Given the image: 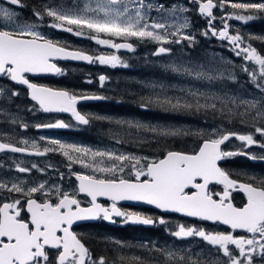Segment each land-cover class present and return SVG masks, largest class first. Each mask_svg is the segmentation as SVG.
Instances as JSON below:
<instances>
[{"label":"snow or ice","instance_id":"6c2138e0","mask_svg":"<svg viewBox=\"0 0 264 264\" xmlns=\"http://www.w3.org/2000/svg\"><path fill=\"white\" fill-rule=\"evenodd\" d=\"M3 3L19 8L26 7L23 0H3ZM191 3L198 5L199 14L207 16L210 25L216 19L213 10L229 4L233 9L250 13L242 15L237 12L229 18L247 21L254 18L253 13H264V2L191 0ZM153 7V4L145 3V0H71L68 6H56L50 0L38 8L34 7L32 14L40 23L44 22L45 17L51 18L52 23L49 26L52 28L76 36L87 34L88 38L94 39L97 44L116 50H132L133 45L128 42L131 38L152 40L161 45L181 44L184 41L191 45L195 41L191 33L183 31L189 27L186 18L178 26L169 25L149 17L148 12ZM156 9L164 11L165 5L161 3ZM170 10L173 13L187 11L186 8H178L176 5ZM18 16L19 14L10 7L0 6V19L5 22L0 25V79L7 78L11 82L27 86L31 100L45 113L71 112L79 124L88 125L91 118L77 111L78 101L105 97L77 96L65 90L37 85L29 80L28 74H63L62 69L54 62L59 59L98 62L102 65L110 64L112 67L118 64L124 67L127 65L115 54L93 56L83 50H68L66 44L49 39L38 31L39 23L20 22ZM211 34L229 40L237 49V56L243 55L246 61L255 62L258 70L248 66H244L243 70L254 82L260 93L259 98L254 96L250 99H237L227 95L221 97L189 90L185 93L187 98L166 95H157L155 99L151 96L143 97L141 107L147 109L155 104L166 111H219L221 114L239 116L242 124L251 121L254 132L225 133L216 128L210 133L198 132L195 135L201 137V143L197 151H167L164 157L159 159L93 151L86 147L66 145L59 140H51L41 151L39 144L32 141L31 148L35 150L32 154L40 156L60 150L71 163L79 162L84 168L101 175L75 174L79 181L78 192L71 193L60 186H49L46 181L33 183L31 186L16 181H0V264H131V261L144 264L138 257L129 260L120 256L118 261H110L104 255L96 257L71 230L77 221H111L114 216L123 218L126 223L140 225L167 223L164 217L154 218L137 212L122 211L117 206L120 201L143 202L164 212L180 213L201 221L220 223L231 229L228 232H211L196 226L178 224L176 229L171 231L172 236L179 239L201 238L225 259L220 261L217 257L202 261L199 258L193 259L188 254L178 255L173 251L155 249L164 256L163 264H255L257 256L264 259V179L247 174L243 180L233 178L232 173L219 165L220 161L238 154L247 155L250 159L264 160V154L257 156L247 151L253 146L264 150V56L257 54L255 49L240 47L243 38L238 34L230 35L226 22L222 30L211 28ZM118 40L124 42H117ZM170 51V48L160 46L154 55L167 54ZM172 70L183 71L197 79L214 80L224 76L223 72L217 73L212 69H181L172 66ZM228 77L235 79L231 73ZM105 79L104 75L99 77L101 84ZM3 92V88H0V95ZM18 95L17 91L10 90L9 101ZM35 110V107L29 109ZM11 123H19L25 130L29 127V124L15 116L11 118ZM115 123L160 136L193 134L190 130L152 127L139 122L117 120ZM68 126L63 121L35 125L38 129ZM257 134L261 139L256 138ZM232 137L243 142L241 152L224 151L221 148V145ZM40 139L44 140L43 137ZM28 146L29 141L26 139L15 144L10 141L0 142V152L23 153L28 150ZM72 153L79 155L74 157ZM32 169L44 171L36 164H33L32 168H17L20 173H29ZM211 185H219L221 190L216 191ZM234 191L245 194L246 202L243 206L238 207L233 202ZM78 193L91 198L90 206H81L82 202L76 198ZM98 197H106L112 203L102 205L97 202ZM237 230L244 234L235 235ZM111 243L121 248L125 246L119 240Z\"/></svg>","mask_w":264,"mask_h":264},{"label":"flooded vegetation","instance_id":"af4514ba","mask_svg":"<svg viewBox=\"0 0 264 264\" xmlns=\"http://www.w3.org/2000/svg\"><path fill=\"white\" fill-rule=\"evenodd\" d=\"M206 0H202L204 2ZM26 7L19 8L17 6H10L6 3H3V0H0V6L10 7L11 10L16 11L19 16L18 19L20 22H37L36 18L32 14V10L34 7H39L43 3H48L50 0H23ZM54 5H70V0H51ZM169 2H174L178 4V0H170ZM191 3V0L189 1ZM215 2V0H214ZM233 3H248V0H231ZM253 2H264L262 0H253ZM195 9L197 10L196 14L202 17H205L208 20V40L212 44H222L224 45L223 51L227 54L233 61V67H243L246 64L252 65L258 70V66L255 65L254 61H246L243 57L237 56V49L234 48L233 44L227 39H221L218 35L211 34V28H215L217 30H222L225 26V22L228 25L230 35H240L243 38V44L240 47H249L251 49H255L258 54L264 56V42H261V39L253 35L254 30L252 26L254 24L261 25L260 20L264 19V13H253L254 22L246 24L243 23H235V18H229L233 16L235 13L239 12V14L246 15L250 14L245 12L244 10L233 9L230 4L223 8H217L213 10L214 19L209 24V18L199 14L198 5L191 3ZM51 18L45 17L44 23L39 24L37 28L42 34H44L47 38L52 39L54 41H59L61 44H66L68 49L71 50H83L84 52L91 54L93 56L99 53L98 51H91L86 48V45L83 44H71L66 42L69 41L68 34L65 31H62L57 28H52L49 25ZM223 21V22H222ZM258 21V22H256ZM5 22L0 19V25ZM232 25H238L240 28H233ZM122 40H119L120 42ZM130 42V41H129ZM135 48L131 53H127L126 51L119 52L122 54L130 55L137 51L136 44L131 42ZM155 46V45H154ZM157 51V50H156ZM155 56V57H154ZM161 55H151V58L156 60L155 58ZM55 63L62 69L63 74H49V75H34L28 74V78L31 82L36 83L37 85L50 87L55 90H65L71 94L80 95H97L103 96L104 90L108 88L110 81H113L118 77H110V73H114L119 71L122 67H110L103 66L97 63L87 64L86 62H71V61H55ZM240 63V64H239ZM109 67V68H107ZM244 71V70H243ZM245 72V71H244ZM239 74L241 72L239 71ZM245 74H248L245 72ZM104 75L106 77L103 84H101L99 77ZM248 77H242L248 80V82H253L249 75ZM91 81V83H89ZM254 83V82H253ZM0 88H3L4 92L0 95V142H12L17 143L19 140H28L29 146L28 150L34 153V149L31 148V142L36 141L40 150H43V147L50 142L51 140H60L65 139V137H73L74 139L85 138L87 136L86 130H93L90 124L92 120L90 119V123L88 125L79 124L75 118L70 114L64 113H45L44 111L39 109V106L30 99L29 90L27 86L16 84L14 82L9 81L7 78L0 79ZM10 90H15L19 93L18 96L12 97L9 101L8 97L10 95ZM106 104L104 99H101L96 102L83 103L78 106V109L81 114L86 117L96 116V114L100 117L98 110L99 105ZM35 107V111H29L30 108ZM102 108V107H101ZM22 109L24 112L21 113V116L24 118L23 122L29 124V127L25 130L18 123L15 125V128H19L20 136H14L13 134L5 135L4 129L14 131L13 128H8L11 124V119L9 116L16 115L15 110ZM25 109V110H24ZM95 111V112H94ZM15 112V113H14ZM3 113H7L8 115H4ZM7 121V122H5ZM56 121H63L68 127L65 128H36V124H47L54 123ZM8 128V129H7ZM241 130V129H239ZM235 133V132H229ZM240 134V133H237ZM245 134V133H244ZM43 137L42 141L40 138ZM56 138V139H55ZM258 139H261L259 135H257ZM201 143V142H200ZM198 144V147L200 145ZM24 146V145H18ZM224 151H231L239 153L243 148V142L236 139L235 137L230 138L222 147ZM198 148L194 151H197ZM248 152L253 153L257 156L264 154V150L259 147L253 146L247 149ZM193 152V151H192ZM190 152V153H192ZM163 157V156H162ZM161 158V157H160ZM51 160V153L48 152L45 155H35V154H22V153H12L10 151H5L0 153V165L5 164V168H9V176H15V168L27 167L32 168L33 164H36L40 169H44V171H49L52 179L55 180V177L52 175L54 172L56 178L62 177L63 180L56 186H60L63 190L68 192L77 191L79 181H77L75 174L83 173V174H92L85 173L83 171H72V172H61L58 171L55 167H50L51 165L48 163ZM220 167L232 173L233 178H239L241 180L244 179L245 174L248 176H254L258 178L264 179V160L261 159H250L247 155L238 154L234 155L226 160H222L219 162ZM41 171H37L36 169L31 170L32 175H37ZM2 173V172H1ZM20 173V172H19ZM26 175L27 173H21ZM18 174V175H21ZM97 175V174H94ZM36 177V176H35ZM210 187L214 188L216 191L221 190V186L219 185H211ZM233 202L236 206H243L246 202V196L243 192L234 191L232 193ZM82 204V207L90 206V197H87L83 193H78L76 196ZM97 202L102 205H110L112 202L107 198L98 197ZM118 207L121 208L122 211L126 212H137L142 215L151 216L154 218L164 217L167 221L165 225H160L156 223L154 225H140L133 224L130 222H125L121 217H113L111 221H104L102 219L97 220H87V221H77L72 226V231L78 235V238L82 240L86 244V246L90 249V251L94 254V256L99 257L101 255L107 256L110 261L117 260L118 257L124 256L131 260L133 257H138L140 260L144 262V264H163L164 256L155 251V249H165L169 251L176 252L179 254H188L191 255L193 259L199 258L202 261H210L212 259L219 258L220 261H223L225 258L222 254L217 253L216 249L206 242H204L201 238L191 237L185 239H179L171 235V231L176 229L178 224H185L189 226H196L200 228H204L211 232H228L231 229L220 223H213L210 221H201L198 218L186 217L180 213H171V212H163L160 209L148 207V206H139L132 205L128 203H119ZM235 235L244 234L242 231L237 230ZM119 240L123 242L124 247H118L115 244L111 243V241ZM140 245H147V247H140ZM231 247V246H230ZM119 264V262H118ZM131 264H137L136 261H131ZM255 264H264V259H261L259 256L255 258Z\"/></svg>","mask_w":264,"mask_h":264},{"label":"rangeland","instance_id":"374dc122","mask_svg":"<svg viewBox=\"0 0 264 264\" xmlns=\"http://www.w3.org/2000/svg\"><path fill=\"white\" fill-rule=\"evenodd\" d=\"M169 1L170 0H145V3H151L154 5L153 9L148 12V15L152 19L160 20L163 23H167L169 25H177V26L183 23L186 18L189 22V27L187 29H184L183 31L186 33H191L195 37V41L191 45H189L188 41H184L181 44L161 45L156 41H152V40H138L136 38H131L129 41L134 42L136 44L137 51L130 55L127 54L121 55L116 49L107 47L105 45L97 44L94 39L88 38L87 34L83 36H76L72 33L67 32L69 41L68 40L65 41L76 45L84 43L86 45V48H88L89 50L98 51L99 53H97V55L115 54L120 58L123 64L127 65V67H124L118 64L116 67L118 68L122 67L123 69H131L132 72L135 71L137 76L131 77L129 80L130 83L133 85L134 83H138L137 81L139 82L144 81L145 83L142 84L144 86L146 85L145 89L150 93V96L153 97V99H155L157 95H161V96L166 95L168 97H176V98H187L185 97V93H187L189 90L196 91L198 93L215 94L221 97L227 95L230 97H236L237 99H250L254 96L259 98L260 93L256 89L255 84L253 82H250V85H252L255 88V90L254 89L245 90V87H247V83L249 82L244 78L248 77L247 75L249 74H245V72L239 66L233 67L232 59L227 54H225L226 52L224 53L223 51L224 45L212 44L211 46V43L209 42V43H205L204 48H200L202 44L200 43L201 39L207 38L208 40L209 33L207 32L208 33L207 35L204 34L199 35L198 19L196 20L195 23L193 22V16H192L193 13L196 14L197 10L189 2L190 0H178V4ZM250 2H253V0H248V3ZM161 3L165 5V10L157 11L156 6H158ZM173 5H176L178 8H186L187 11L184 12L176 11L175 13H173L170 10ZM200 20L203 21L205 20V18H200ZM254 20L255 19L244 21V20L235 19V23L245 22L246 24H248L254 22ZM50 22L52 23V20H50ZM37 23L43 24L44 22L40 23L39 21H37ZM232 27L240 28V26L238 25H232ZM259 29L261 31L264 30V25H261ZM263 38L264 37L261 38L262 43L264 42ZM160 46L168 47L171 49V51L167 54H161V56H157L155 58L156 60L152 59L151 55H153ZM103 66L112 67L110 64H106ZM172 66L181 69L183 68H192L195 70H200L201 68L212 69L214 72L217 73L223 72L224 76L214 80L197 79L194 75H187L183 71H173ZM246 66H248L249 68H255L249 64H246ZM239 71L241 72V74H239ZM143 73L146 74V76L140 77L139 75H142ZM229 73H231L232 76L235 77V79L229 78L228 77ZM240 76L244 78L243 79L239 78ZM225 80L239 84L240 86L231 89L226 84H224L226 83L223 82ZM220 84H222L223 86H220ZM201 102L203 103V100ZM217 103L219 106V102ZM15 112L16 115L13 116L18 117L20 121H23L24 118L21 116V113H23L24 111L22 109H17L15 110ZM13 116L10 115L8 120H10ZM132 120H137V119L132 118ZM223 120H225V122L217 123V124H213L215 122L212 121V125L187 124L182 126V128L193 132V134H191L193 136L191 135H187V136H191V137L196 136L198 138L201 137L195 135V133L198 132L210 133L213 128L220 129L225 133L235 132L240 134H244V133L248 134L254 132V129L251 127V123L242 124L240 121L234 122V120L233 121L227 119H223ZM108 121H111V119H109ZM17 124L11 123L10 126H8V128H13L14 131L4 129V131H6L4 132L5 135H8V133L10 132L9 134H13L14 136L17 135L20 136L21 133L19 128L17 127L15 128V125ZM227 125L234 128H232L231 130H226L225 128L228 127ZM119 126L126 127V125H119ZM153 127H158V126L154 125ZM128 130H130V127L128 128ZM0 131L3 133L2 130ZM86 131H87L86 139L85 138L74 139L73 137H65V139H60L59 141L66 145H76L79 147H86L93 151L96 150L110 151L114 153L135 155L137 157H149L155 159L160 158V154L158 151L152 152L149 150L146 151V150L138 149L135 143L133 145V144H128L126 142H122L118 139V136L115 134H114L115 139H109V141H105V142L103 141L101 142L100 139H97L95 142H93L92 140L96 139L99 136H96L97 134L95 133L94 129L91 131L90 129ZM134 133L135 131L132 132L131 135H133ZM150 134L153 133L150 132ZM108 135H112V134H110L109 132ZM138 135L144 136V134H138ZM195 145H197V143ZM50 153H51V160L48 163L51 165L50 167H55L58 171L64 173L72 172V171H83L85 173L101 175L100 173H93L91 169L84 168L79 162L71 163L69 159L66 156H64L62 154V151L60 150L50 151ZM72 155L75 157L79 154L72 153ZM15 171H16L15 176H9V168L6 169L5 164L0 165V181H6V182L16 181L19 183H23L26 186H31L33 183L38 184L40 182L46 181L49 186H53V185L61 184L60 182L64 179L63 176L56 178L54 172L52 173V175L55 177V180L52 179V176L49 171L39 172L37 175H32L30 172L27 173L26 175L21 174L19 173L17 168H15Z\"/></svg>","mask_w":264,"mask_h":264},{"label":"trees","instance_id":"16d2710c","mask_svg":"<svg viewBox=\"0 0 264 264\" xmlns=\"http://www.w3.org/2000/svg\"><path fill=\"white\" fill-rule=\"evenodd\" d=\"M193 22L196 23L198 19V28H199V35H203L204 32L207 31L208 22L207 19L200 20V18H204L199 16L195 13L192 14ZM261 25H264V19L260 20ZM259 24H254L252 29L254 30V34L258 36L260 39L264 37V30H260ZM263 29V26H262ZM264 39V38H263ZM201 47L204 48L205 43H209L207 38L201 39ZM199 48V47H197ZM206 49V48H205ZM143 72V71H142ZM110 77H118L115 78L113 81H110L109 86L107 89L104 90L103 96L104 101L106 104L101 102V105L98 106L100 108L98 110L100 117H107L108 119L100 120L95 119L96 116H92L91 120L92 123L90 126L95 128V133L97 134L96 139L92 141L95 142L97 139H100L101 142L109 141V139H115V135L118 136V139L122 142H126L128 144L134 143L138 149L142 150H149V151H158L160 157L163 156L167 151H180L190 153L197 149L198 144L201 142V138L196 136L191 137L187 135H180V136H160L150 134L149 131L130 128L128 130V126L123 127L119 126L115 123L117 120L122 121H133L139 122L141 124L154 126L157 125L159 128H178L184 129L182 126L187 124H199V125H212V121L217 123H223L225 120H231L234 122H239V116H231L227 114H221L218 112H212L211 110H181V111H166L164 108H161L155 104L151 105L147 109L141 107V100L143 97H149L150 93L145 89L146 87L142 84L145 83L139 82L134 83L133 85L130 83V78L133 76H137L135 71H131L128 69L119 70L114 73L109 74ZM146 76V74L139 75ZM229 88L233 89L234 87H239V84L230 82V81H223ZM222 82V83H223ZM220 86H223L220 84ZM255 88L250 85V82L247 83V87L245 90H250ZM157 95V94H156ZM102 107V108H101ZM95 112V111H94ZM132 118H136L137 120H132ZM111 119V121H108ZM108 121V122H107ZM249 121L248 124H250ZM237 124V123H234ZM181 126V127H180ZM228 126V125H227ZM234 127L228 126L225 128L226 130H231ZM239 130V129H238ZM91 131V130H90ZM135 133L131 135L132 132ZM110 134L112 135H108ZM191 132V131H190ZM105 133V134H103ZM193 133V132H191ZM138 134H144V136H139ZM197 141V142H196ZM90 142V141H88ZM197 143V145H195Z\"/></svg>","mask_w":264,"mask_h":264},{"label":"water","instance_id":"95a60500","mask_svg":"<svg viewBox=\"0 0 264 264\" xmlns=\"http://www.w3.org/2000/svg\"><path fill=\"white\" fill-rule=\"evenodd\" d=\"M204 2H206V1H204ZM228 31H229V29H228ZM122 42H124V41H122ZM121 42V43H122ZM130 43V42H129ZM246 48H249V47H246ZM249 49H251V48H249ZM68 50H71V49H68ZM120 50H123V51H128V52H131V51H133V49L132 50H129V49H120ZM257 52V51H256ZM88 54V53H87ZM258 54V53H257ZM91 55V54H90ZM260 55V54H259ZM56 61H71V62H86L87 64H91V63H88L87 61H78V60H71V59H59V60H56ZM55 62V61H54ZM49 74H52V75H55V73H39V74H34V75H49ZM55 90V89H54ZM29 94H30V91H29ZM29 97H30V95H29ZM30 99H31V97H30ZM100 99H97V100H80V101H78V103H77V105H76V108H77V111H79V109H78V106L80 105V104H83V103H90V102H96V101H99ZM36 103V102H35ZM80 112V111H79ZM51 113H64V114H71V112H51ZM72 115V114H71ZM50 129V128H49ZM227 142V141H226ZM225 142V143H226ZM224 143V144H225ZM223 144V145H224ZM223 145H221V147L223 146ZM180 152V151H179ZM1 153V152H0ZM33 152L32 151H30V150H27L26 152H23L22 154H32ZM185 153V152H184ZM164 157V156H163ZM163 157H161V158H163ZM103 198H106V197H103ZM119 203H128V204H132V205H139V206H148V207H153V208H156L155 206H153V205H148V204H146V203H143V202H136V201H120ZM164 212V211H163ZM178 214V213H177ZM214 223V222H213Z\"/></svg>","mask_w":264,"mask_h":264},{"label":"bare ground","instance_id":"6f19581e","mask_svg":"<svg viewBox=\"0 0 264 264\" xmlns=\"http://www.w3.org/2000/svg\"><path fill=\"white\" fill-rule=\"evenodd\" d=\"M156 80V79H155ZM146 86V85H145Z\"/></svg>","mask_w":264,"mask_h":264}]
</instances>
